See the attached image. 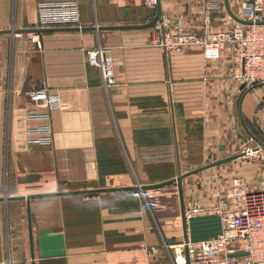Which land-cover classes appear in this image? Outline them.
I'll use <instances>...</instances> for the list:
<instances>
[{"label":"crops","instance_id":"0c3cea01","mask_svg":"<svg viewBox=\"0 0 264 264\" xmlns=\"http://www.w3.org/2000/svg\"><path fill=\"white\" fill-rule=\"evenodd\" d=\"M61 1L78 26L36 28L37 5ZM157 4L168 26L201 33L227 29L238 0ZM154 12L142 0H0V264H172L163 243L215 235L218 215L183 218L175 180L132 185L234 154L180 178L183 209L213 202L233 174L264 183L263 162L242 154L248 139L264 149V83L240 87L225 49L215 61L198 46L163 53L162 29L142 26ZM97 45L112 63L106 87L85 55ZM34 87L61 101L47 144L29 141Z\"/></svg>","mask_w":264,"mask_h":264},{"label":"built area","instance_id":"2783aa9c","mask_svg":"<svg viewBox=\"0 0 264 264\" xmlns=\"http://www.w3.org/2000/svg\"><path fill=\"white\" fill-rule=\"evenodd\" d=\"M157 0H142L145 7L154 8ZM210 8L216 9L215 4ZM264 0H238L235 17L250 21L241 23L232 20L229 27L219 31L194 33L188 27L168 26L166 20L154 21L161 30L156 42L163 53H174L185 46H198L203 59L217 60L222 50L231 56L235 77L243 87L264 82ZM77 7L74 2H41L36 7L35 27L78 26ZM27 38L34 42L37 34L27 33ZM87 63L98 69L101 85L106 87L114 82L112 63L106 49L97 45L85 51ZM30 106L26 116L41 122L28 129L34 136L29 141L50 143V110L61 105L56 92L44 87H34L26 92ZM242 154L261 160L264 165V149L259 143L245 146ZM215 213L219 217V230L215 235L190 240L163 243L172 264L184 261L186 254L189 264H243L264 263V183L249 186L242 175L233 174L227 180V186L211 203H195L183 209L187 218L196 214ZM243 251L244 254L234 255Z\"/></svg>","mask_w":264,"mask_h":264},{"label":"water","instance_id":"95a60500","mask_svg":"<svg viewBox=\"0 0 264 264\" xmlns=\"http://www.w3.org/2000/svg\"><path fill=\"white\" fill-rule=\"evenodd\" d=\"M158 15H159V6L156 3V5H155V12H154L153 17L148 21V23H146L145 25H142V26H147V25L153 24L154 21L157 19ZM232 18H233V20L239 21L241 23H249L250 22V21H245V20L238 19L237 17H235L233 15H232ZM260 22L264 23V21H260ZM262 83H264V82H262ZM240 87H243V84L242 83H241ZM261 144L264 146V143L261 142ZM236 155L237 154H234V155L226 156V157H223V158H220V159H217V160L208 162V163L203 164L201 166H198V167H195L193 169H190L188 172H185L184 174H178V175L174 176L173 178H169V179H165V180H161V181L154 182V183H149V184H138V185L134 184L131 187H136V188H139V189H144V188L159 186V185L165 184V183H167L169 181L175 180L176 181L178 195H179V198H180V212L182 214V217L184 218V216H183V205H182V202H181L180 178L183 175H185V174H188V173L197 171L199 169H202V168L207 167L209 165H213L215 163H219L221 161H224V160H227L229 158H232V157H234ZM124 187H130V186H124ZM32 195H34V194H28L25 197L28 198L29 196H32ZM15 197H20V196H15ZM25 213H26V223H27L28 241H29V244H31L30 219H29V206H28V202H26V204H25ZM233 254L234 255H241V254H244V252L243 251H237V252H234ZM179 264H189L186 254H184V261L182 263H179Z\"/></svg>","mask_w":264,"mask_h":264},{"label":"rangeland","instance_id":"374dc122","mask_svg":"<svg viewBox=\"0 0 264 264\" xmlns=\"http://www.w3.org/2000/svg\"><path fill=\"white\" fill-rule=\"evenodd\" d=\"M262 18L264 19V13H263V16H262ZM249 140V142L251 143V144H257L255 141H253V140H250V139H248ZM159 176V174H154V176ZM220 194H222V193H220ZM218 195V196H221V195Z\"/></svg>","mask_w":264,"mask_h":264}]
</instances>
